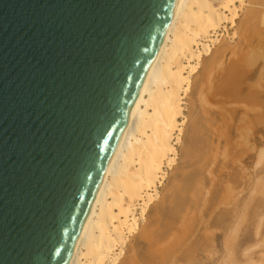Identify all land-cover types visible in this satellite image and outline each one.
<instances>
[{
	"label": "water",
	"instance_id": "obj_1",
	"mask_svg": "<svg viewBox=\"0 0 264 264\" xmlns=\"http://www.w3.org/2000/svg\"><path fill=\"white\" fill-rule=\"evenodd\" d=\"M179 0H0V264H67Z\"/></svg>",
	"mask_w": 264,
	"mask_h": 264
},
{
	"label": "rangeland",
	"instance_id": "obj_2",
	"mask_svg": "<svg viewBox=\"0 0 264 264\" xmlns=\"http://www.w3.org/2000/svg\"><path fill=\"white\" fill-rule=\"evenodd\" d=\"M249 4L248 9L264 11L262 5ZM247 8L240 13L233 28L225 25L226 30L220 32L221 42L213 48V52L219 46L231 48L224 55L214 53L218 62L213 68L217 66L216 71L221 70L215 72L212 68L211 74H205L211 60L208 59L203 61L200 73L192 76L191 90L185 97L186 122L176 146V164L168 169L159 187V198L149 208L146 221L140 222L142 236L139 233L128 240L121 264H146L153 239L173 222L169 216L179 207L182 208L180 217L159 244L162 249L166 247L165 252L170 247L164 264H264V89H261L264 88V26L259 21L255 32L247 27L250 36L256 33L252 36L254 41L251 37L250 43L240 40V29L245 26L240 25L247 16ZM233 30L239 33L232 40ZM246 44L249 47L254 44L252 49L260 52L255 65L247 71L249 75L244 78V71H232L225 86L219 83L216 102H205L213 90L209 85L222 81L226 68L238 60L236 57L254 54ZM205 83L204 89L201 84ZM167 238L174 242L170 245ZM153 262L159 264L158 259Z\"/></svg>",
	"mask_w": 264,
	"mask_h": 264
},
{
	"label": "bare ground",
	"instance_id": "obj_3",
	"mask_svg": "<svg viewBox=\"0 0 264 264\" xmlns=\"http://www.w3.org/2000/svg\"><path fill=\"white\" fill-rule=\"evenodd\" d=\"M248 4L264 6V0L178 1L174 14L159 43L155 63L132 108L125 134L105 171L87 221L67 264H121L128 240L141 232L140 222L144 223L146 221L149 208L159 198V187L164 183L168 169L176 164L178 156L176 146L180 142L183 126L186 122L185 97L191 90L192 76L200 73L201 67L204 66L203 61L208 59H211L208 61L210 63L206 64L209 68L205 66L207 69L204 72L207 75L211 74L214 64L218 62L215 60L218 59L217 56V58L215 57V54L217 55L215 52L224 55L231 50V48L227 49L225 46H219V50L213 52L214 46L221 42L220 35L223 34H220V32L226 30L225 25L230 24V27L233 28L240 13L248 7ZM253 9H248L246 18L244 17L243 22L241 20L242 25L240 27L243 24L246 27L240 29V40L243 39L246 43H250V37L254 41L253 35L256 34H254V29L258 28L259 21L264 26V11L259 10L258 12ZM247 27L253 28V35H249ZM238 33L233 30L231 39L237 37ZM259 33L261 36V32ZM246 45L249 47L248 44ZM253 45H250L249 48L252 49ZM254 49L252 50L254 51ZM243 50L241 53H243ZM252 50L249 51L250 54L253 53ZM235 54L237 55L236 52ZM259 54L260 52L258 53L256 50L254 54H247L246 59L236 57V60L237 58L238 60L226 68V76L223 75L225 77H222V81L220 79L214 83L212 82L211 85H209V81H206V83H209V89L213 90L208 91L209 95L206 97L204 95L202 99L204 100L205 97L207 103L216 102L215 98L220 93L219 83L221 87L225 86L231 72L236 71V69L244 71L243 77L246 78L249 75L247 71L251 70L249 68L252 65H255ZM218 65L220 66L219 63ZM221 67L223 69L224 66ZM219 70L221 69L217 71ZM217 71L215 69V72ZM206 83L201 84L204 89ZM201 91L205 90L201 89ZM257 96L259 97V95ZM244 142L246 143V140ZM262 150L264 151V149ZM181 212L182 208L179 207L169 216L173 222L169 223L164 231L158 232L159 235L156 238L153 237V239L149 234L147 235L153 239L150 247L153 249H150L152 252L149 253V257L145 261L146 264H153V260L157 259L159 264L167 262L166 254L168 253L166 252L170 250V247L165 252L166 247L162 249L159 244L167 237L169 228L180 217ZM176 241L178 244L177 239ZM173 242L171 241L170 245ZM172 250L174 249L172 248Z\"/></svg>",
	"mask_w": 264,
	"mask_h": 264
}]
</instances>
